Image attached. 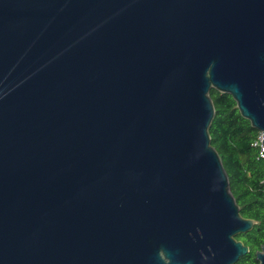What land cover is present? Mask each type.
<instances>
[{"label":"water","instance_id":"obj_1","mask_svg":"<svg viewBox=\"0 0 264 264\" xmlns=\"http://www.w3.org/2000/svg\"><path fill=\"white\" fill-rule=\"evenodd\" d=\"M211 89L264 146V0H0V264H236Z\"/></svg>","mask_w":264,"mask_h":264},{"label":"trees","instance_id":"obj_2","mask_svg":"<svg viewBox=\"0 0 264 264\" xmlns=\"http://www.w3.org/2000/svg\"><path fill=\"white\" fill-rule=\"evenodd\" d=\"M215 115L209 128L211 146L218 153L229 181L239 213L256 222L247 234L236 240L248 247V253L236 264H258L255 254L264 245V153L258 142L260 132L242 118L227 94L210 90Z\"/></svg>","mask_w":264,"mask_h":264},{"label":"built area","instance_id":"obj_3","mask_svg":"<svg viewBox=\"0 0 264 264\" xmlns=\"http://www.w3.org/2000/svg\"><path fill=\"white\" fill-rule=\"evenodd\" d=\"M258 142L261 148V152H260V157L263 158V153H264V146L262 145V137L261 135L258 137Z\"/></svg>","mask_w":264,"mask_h":264}]
</instances>
